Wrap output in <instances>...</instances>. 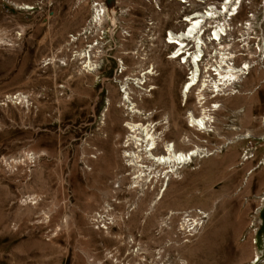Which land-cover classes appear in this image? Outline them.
<instances>
[{
    "label": "rangeland",
    "instance_id": "rangeland-1",
    "mask_svg": "<svg viewBox=\"0 0 264 264\" xmlns=\"http://www.w3.org/2000/svg\"><path fill=\"white\" fill-rule=\"evenodd\" d=\"M94 3L107 7V0H0V264H264V171L243 185L246 170L220 158L223 149L184 167L158 200L160 182L153 190L133 184L123 85L148 111L167 109L161 94L175 117L201 110L193 93L181 105L187 69L167 60L162 45L177 6L160 0L156 11L148 0H114L116 26L105 11L100 27ZM86 53L97 69L85 66ZM117 59L128 70L118 73ZM152 67L143 87L157 90L139 101L143 91L130 79ZM257 70L238 82L239 95H205L207 108L223 109L222 136L264 137ZM16 93L20 101L8 99ZM249 116L258 120L248 124ZM234 148L264 159V138ZM202 212L208 217L194 234L181 228L186 215Z\"/></svg>",
    "mask_w": 264,
    "mask_h": 264
},
{
    "label": "bare ground",
    "instance_id": "bare-ground-1",
    "mask_svg": "<svg viewBox=\"0 0 264 264\" xmlns=\"http://www.w3.org/2000/svg\"><path fill=\"white\" fill-rule=\"evenodd\" d=\"M113 1L114 0H107V7L105 6L106 8L101 5L100 8L103 10L102 12L99 9L95 10L97 14L93 18L94 24L101 27L106 11L105 16L112 21L114 26H116L114 16L116 11L113 6ZM148 1L153 6L156 5L159 9V4L157 1H155V4L152 0ZM193 31L194 28H192V30L184 29V33H182L181 38L187 39V37L191 36L196 44L200 43L201 38L198 36H192ZM212 39H219V32H212ZM178 43L180 46H183V41H179ZM95 54L94 57H96ZM125 54L128 55L129 53H124V55ZM132 54L134 55L135 53ZM83 56L84 59L88 58V62L85 66H88L90 70L93 68L97 69L98 64H96V61L91 65L90 53L83 54ZM116 61L118 69H120L119 71L117 69L118 73H122L124 69H127L121 59H117ZM194 68V73L197 74V67L194 66ZM255 69L253 68L252 70ZM226 71L228 72H224L223 74L219 73L222 78L226 77L228 81L236 79V75L231 74L230 69ZM138 75V78H134L135 75H132L133 77L130 79L135 83L136 86L141 89V91H143V93L138 92V100L142 101L144 97L153 98L151 92L157 90V87L151 85L147 86L146 88L143 87L145 84H147V82L150 81L149 77L155 75L153 67L149 69L147 68L139 70ZM171 77H173V73L171 74ZM191 81L194 82L195 78L193 77ZM189 87L190 85H186V83L184 82L182 88L183 92H181V105L185 106L187 102L185 104L184 102L187 95L189 93H193L195 94V96H197L196 100L201 107L199 114L195 113V111L190 110L189 108L185 110V113H181V116L177 115V117H175V115L173 114V106L170 101L171 98L169 99L163 94L160 95V101H158V103H162L163 105H165L167 108L166 110H164L163 112L158 111L157 109H152L149 111L145 110L140 104L135 103L133 95L134 91L127 85V83L123 85L122 97L120 101H118L119 106L123 107L126 110L127 116H129V122H127L125 125V128L129 132L127 145L125 146L126 148H128V150L124 152V155L128 158V165L132 166V170L135 174H137L134 176V178H132L133 184L135 186L142 187L144 185V187H146L147 189L153 190L160 182V189L157 193L156 198L157 200L167 190L170 181L174 179L180 181L183 179L182 170L184 167L190 166L194 162V160L199 161L203 159L207 161L215 159V157L219 153H221L223 149H225L226 151L221 154L222 156L220 158L227 159L228 162H230V165L239 164L242 166V170H246V174L243 179V185H247L248 183H250L254 176H257L260 172L264 171V168H261V166H264V159L261 161V163H258V158L260 157L255 158L254 156V159L251 160L253 156L247 157V153L241 155L236 152L234 148V145L238 142H242L248 139L258 140L263 139L264 137H257L255 133L250 130H244L241 134L236 135V137L234 138L222 136L219 133L220 126L217 116L222 112L223 109L220 110L219 107L218 110L215 105H209V108H207L206 105L208 102L205 94L203 92H195V90H190ZM108 103L110 104L109 101ZM154 118H158L159 121L154 122ZM256 120L258 119H256L255 117L253 118L252 116L246 121L248 124L252 125V123ZM211 131L215 133V143H213L212 140L209 139L210 134L208 132ZM158 141L162 145L165 143V141H171L173 142L174 147L172 144H170L166 145L164 150L160 146L155 149L154 146L156 143H159ZM146 162L147 165H145ZM250 163H255V166L246 169ZM36 200V198H32L28 203L33 206L36 204ZM152 205L153 203L151 204V206ZM195 215L196 216L191 218V220H188V217H185V223L184 220L181 223V228L184 231L186 229L192 228L191 230H189L190 235L194 234L195 229L203 225L202 219L208 217L205 212L199 214L200 216H198L197 214ZM132 254L136 256L137 251L133 250ZM162 255L163 254L159 252L157 254V260L161 259ZM161 264H164V262ZM182 264L189 263L182 261Z\"/></svg>",
    "mask_w": 264,
    "mask_h": 264
},
{
    "label": "built area",
    "instance_id": "built-area-1",
    "mask_svg": "<svg viewBox=\"0 0 264 264\" xmlns=\"http://www.w3.org/2000/svg\"><path fill=\"white\" fill-rule=\"evenodd\" d=\"M152 1L155 4L160 0ZM167 2L177 6V18L173 21L174 28L165 30L162 45L167 60L186 67L185 83L190 85V90L212 98L239 95L238 82L250 75L253 68L260 73L264 71V0ZM100 7L101 4L94 3V16L95 10L103 11ZM192 28V36L200 37V43L196 44L191 36L181 38L184 29ZM212 32H219V39H212ZM179 41H183V46ZM229 69L236 79L228 81L220 76L219 73ZM22 98V94L16 93L8 99L18 102Z\"/></svg>",
    "mask_w": 264,
    "mask_h": 264
}]
</instances>
